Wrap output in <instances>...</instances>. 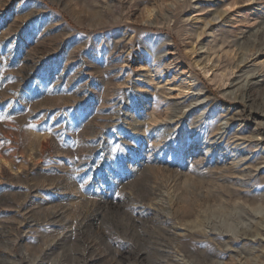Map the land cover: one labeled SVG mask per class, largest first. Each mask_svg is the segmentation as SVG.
<instances>
[{"label":"rangeland","instance_id":"1","mask_svg":"<svg viewBox=\"0 0 264 264\" xmlns=\"http://www.w3.org/2000/svg\"><path fill=\"white\" fill-rule=\"evenodd\" d=\"M259 33L264 0H0V264H256Z\"/></svg>","mask_w":264,"mask_h":264},{"label":"bare ground","instance_id":"2","mask_svg":"<svg viewBox=\"0 0 264 264\" xmlns=\"http://www.w3.org/2000/svg\"><path fill=\"white\" fill-rule=\"evenodd\" d=\"M258 37L262 45H264V35L262 33H259ZM254 92H255V88L252 85L250 87V90H248L247 92V98L249 100H252V101L257 100V96L255 95ZM235 138H236V141H239V142L244 140L242 139L241 135H236ZM251 211H253L252 213L255 212V214H262L263 216L259 218L257 226L256 227L254 226L255 227L254 230H251V231L244 230L243 232H241L240 239H242L243 241L251 242V243L260 242L264 238V206L254 207L253 209H251ZM232 229H233V226L232 225L229 226V230L231 231ZM231 242L232 241H230V243ZM256 258H257L256 264H264V252L263 251ZM251 262L246 257L236 259V264H255ZM213 264H221V261L216 260L215 262H213Z\"/></svg>","mask_w":264,"mask_h":264}]
</instances>
